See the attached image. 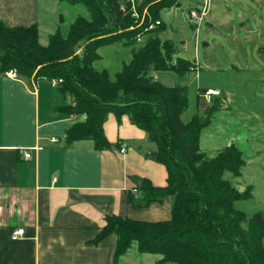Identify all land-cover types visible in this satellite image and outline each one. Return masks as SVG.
<instances>
[{"label":"trees","instance_id":"1","mask_svg":"<svg viewBox=\"0 0 264 264\" xmlns=\"http://www.w3.org/2000/svg\"><path fill=\"white\" fill-rule=\"evenodd\" d=\"M63 1L83 6L86 14L79 15L68 31L51 34L47 44L40 42L36 25L0 22V71L14 70L28 81L62 80L57 89L71 102L60 110L80 116L67 131V143L91 139L97 149L111 148L104 124L115 113L118 118L129 115L155 145L148 156L166 166L167 184L155 186L139 179L136 188L146 205L173 197L171 217L145 221L107 216L101 235H116V258L135 244L140 253L160 255L157 264H264V214L249 216L237 208V201L252 197L251 187L241 189L226 177L241 176L247 163L244 151L235 141L213 156L201 148L202 131L216 112L228 108L227 98L218 95L208 101L203 89L199 98L207 104L185 122L188 88L165 85L155 75L161 70L184 74L197 69L184 58L173 63L177 48L160 37L165 28L161 11L180 5L179 0H142L139 10L147 7L149 17L138 28L134 17L119 10V0ZM158 19L161 24L138 42L137 34ZM114 42L130 46L132 57L113 76L95 62L101 58L99 48Z\"/></svg>","mask_w":264,"mask_h":264},{"label":"crops","instance_id":"2","mask_svg":"<svg viewBox=\"0 0 264 264\" xmlns=\"http://www.w3.org/2000/svg\"><path fill=\"white\" fill-rule=\"evenodd\" d=\"M258 1L264 10V0ZM83 8L63 0H0V22L36 25L40 42L47 44L51 34L68 31L86 14ZM257 24L263 35L264 14ZM55 89L45 78L28 81L0 71V264H157L160 255L137 247L116 258V235H101L109 215L145 221L171 217L173 197L146 205L134 191L139 179L167 184L166 166L148 156L155 145L129 115L115 113L104 124L111 148L97 149L91 139L67 143L76 118L60 110L71 99L60 100ZM202 90L196 91L199 112L205 107ZM228 126L226 145L246 127L243 119ZM121 143L128 144L123 153ZM21 227L24 234L12 239Z\"/></svg>","mask_w":264,"mask_h":264},{"label":"rangeland","instance_id":"3","mask_svg":"<svg viewBox=\"0 0 264 264\" xmlns=\"http://www.w3.org/2000/svg\"><path fill=\"white\" fill-rule=\"evenodd\" d=\"M197 1L179 0L180 5L168 6L160 13L165 24L160 37L171 40L177 48L172 62L184 58L197 69L184 74L161 70L157 72L158 79L165 85L188 88L189 108L184 120L199 112L198 89L220 88L221 97H230L227 98L230 106L216 112L211 125L205 128L202 147L209 156L215 155L226 145L227 127L232 129L228 124L244 120L246 127L233 134V140L244 151L247 163L240 177L230 173L226 177L241 189L251 187L252 197L237 201V208L249 216L256 212L264 214V34L257 24L264 10L258 0H213L207 18L196 26L189 19V10ZM98 51L101 58L95 66L107 69L113 76L132 57L131 47L118 42L105 44ZM55 94L60 100L64 97L58 89ZM66 114L76 121L80 118L76 113Z\"/></svg>","mask_w":264,"mask_h":264},{"label":"built area","instance_id":"4","mask_svg":"<svg viewBox=\"0 0 264 264\" xmlns=\"http://www.w3.org/2000/svg\"><path fill=\"white\" fill-rule=\"evenodd\" d=\"M213 0H198L196 6L192 7L189 10V19L192 23L196 26L201 25L203 21L207 18L210 10V6ZM142 0H119V10L124 15H131L136 20V27H142L145 24L146 18L149 17V12L147 7H144L142 11L139 10V5L141 4ZM161 24V20H150L149 23L145 26L143 32H139L137 34L138 42L143 40V34L150 30L155 29ZM135 28L134 26L131 29ZM5 74L10 75L12 77H18V74L14 70L5 71ZM62 81L61 79H53L51 83L54 86H57L58 83ZM221 95V91L216 88H207L203 92V96L206 100H210L213 96ZM128 149V144L121 143L120 145V152H125ZM25 158H29L31 156L30 151H26L24 153ZM135 192H140L137 188L134 189ZM25 232L23 227L16 229L12 234V239L16 240L19 239Z\"/></svg>","mask_w":264,"mask_h":264}]
</instances>
